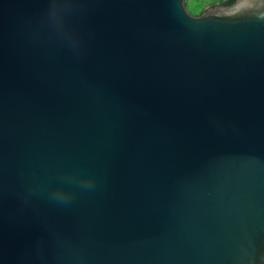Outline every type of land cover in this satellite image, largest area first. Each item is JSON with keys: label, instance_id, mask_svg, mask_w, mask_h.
<instances>
[{"label": "water", "instance_id": "95a60500", "mask_svg": "<svg viewBox=\"0 0 264 264\" xmlns=\"http://www.w3.org/2000/svg\"><path fill=\"white\" fill-rule=\"evenodd\" d=\"M0 264H264V0H0Z\"/></svg>", "mask_w": 264, "mask_h": 264}, {"label": "rangeland", "instance_id": "374dc122", "mask_svg": "<svg viewBox=\"0 0 264 264\" xmlns=\"http://www.w3.org/2000/svg\"><path fill=\"white\" fill-rule=\"evenodd\" d=\"M224 0H184L187 11L192 15H198L205 9L220 5Z\"/></svg>", "mask_w": 264, "mask_h": 264}, {"label": "trees", "instance_id": "16d2710c", "mask_svg": "<svg viewBox=\"0 0 264 264\" xmlns=\"http://www.w3.org/2000/svg\"><path fill=\"white\" fill-rule=\"evenodd\" d=\"M234 0H224L220 3V5H217V6H224V5H228L230 3H232Z\"/></svg>", "mask_w": 264, "mask_h": 264}]
</instances>
